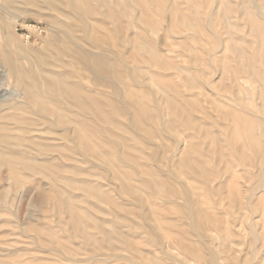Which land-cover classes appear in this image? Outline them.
Listing matches in <instances>:
<instances>
[{
  "label": "bare ground",
  "instance_id": "6f19581e",
  "mask_svg": "<svg viewBox=\"0 0 264 264\" xmlns=\"http://www.w3.org/2000/svg\"><path fill=\"white\" fill-rule=\"evenodd\" d=\"M2 1L4 3L3 4L4 8L7 6L13 7V5L16 3V2H12V0H2ZM92 1L95 2V4H92L91 3ZM151 1L147 0L146 3L144 2V4H142L141 12L140 13L135 12L134 14V10H136L138 7L137 2H135L134 0H21L19 3L20 9H18L16 6L17 10L20 11V13H25L27 7H30V8H36L37 11L41 13L44 10H48V11L50 10L51 12H54L56 14L55 16H52L50 14L47 16L48 26L47 29L45 30V33H47V35L45 36V39L42 41V43L39 44L40 46L39 52L36 50L23 48L22 46L17 44L15 36L12 35L10 31L11 22L13 21V24L17 23L13 19L15 17L11 16L12 19H10V21L2 20L0 23V30H1L0 38L2 39V43L0 45V84L5 80H7L9 81V84L11 82V85L13 86L12 89L4 91V94L0 95V147L3 148V151L0 150V168H4L14 176V181H12L14 185H18L19 183L20 179H18V177L16 176H18L20 172H24L25 174L32 176H41L47 182L52 184L54 187L53 196L55 197L53 198L56 200L57 203H59V205L60 204L63 205V210L69 216L68 223H70V226L73 228L72 230H77L78 232H80L81 237H84V241H86V243H90V239H89L90 234L86 233V231L82 227L83 222H81L79 218L80 216L78 217V215L80 214H78V212L76 211L77 210L76 204H78L79 201L78 202H75V200L66 201L64 199V195L60 193V190L57 188L59 184H61V182H64L63 181L64 174L66 175L71 173L72 175L73 173V176L79 175L82 176L83 179L85 178L86 180H91L95 178V175H93L94 172L91 170L98 168L99 170H102L103 173L105 172L106 174H108L111 166L112 169L115 170L114 172L116 176H118V178H121L122 177L121 173L119 172V170L115 165L113 166L112 162H110L109 158L105 155L104 151L101 150V147H107L110 143L117 146L118 140L120 139L126 141L129 140L135 141L137 143L136 147L125 144V147H127L126 148L127 152L129 153L125 157H127L132 161H135L137 158L146 160L148 155L147 152H145V147L142 143H140L137 140V136L140 132L139 124L140 123L146 124V126H148V129L145 127L144 128L146 129L145 135H147L146 139L148 140L149 143L154 138L161 137V139H163L169 132L167 130L169 127L168 121L166 124L165 122H163V120L161 119L162 118L160 114L161 112L160 110H158L159 109L158 106L155 107L158 109L154 111L152 110L150 111L149 109H147L148 107H146L141 100L133 96L130 86L132 83L133 84L135 83V79L133 78V76H131V72L133 74L134 72L136 73L137 71L135 69L133 71H130L129 66L127 67V65L125 64V60L127 59L131 60L129 59L131 57L128 58V53L126 50L127 48L125 49L126 52H124L123 54L119 50V47H116L114 51L109 50L112 49L111 47L115 46L116 43L118 46H119V42L120 44L125 43V45L127 47L129 45L130 46L129 48L132 50H134V48L137 47L136 50L140 53L138 58L139 64L145 63V65L147 64V66L150 65L151 67H154L155 71L158 70L164 72L168 70H173L176 73L179 72L181 74L182 84L188 90H197V92L201 94H203L204 92L207 93L211 91L218 93L217 91L219 87L217 86V83L208 81V74H207L208 69L206 68L211 67L214 70L212 74L216 73L218 75L219 80L226 79L229 81V84H226L225 86L222 85V90L220 89L225 93V95L222 94L220 95L223 96L225 99H227V101L241 107L240 108L241 110L246 109L245 106L247 104L250 105L252 101L245 102L239 96L243 95L242 91L251 92L250 94L246 93V95L249 96L254 95L256 92L258 93L257 95L260 97L258 99L259 100L262 99L260 105L261 108L264 107V8L259 7L260 3L256 4L255 0H251V3L246 0H208L209 12H207L206 20L205 22H203L202 18L200 17L201 13L196 9L195 6L190 5L189 2V6H190L189 10L187 14L184 15L183 20L175 27L170 25H166V27H164L167 33L176 32L180 34L181 37L176 36L177 37L176 39L181 40V44H186L184 40L188 37H191L193 40L195 39L197 43H201L203 45L201 49H203L205 55L204 57L202 56V58L203 59L205 58L207 67L205 66V68H202L203 66L199 65V63H197L198 65L197 67L194 65L196 67L195 71H197L198 72L197 74L199 75L198 78H200V81H198L196 78H194L190 70H186V68H174V66L168 64L166 60L164 61L162 55H160L157 52H154L151 46L145 44L143 37L141 38L131 33H129L127 36H124L123 38L119 36L121 32L120 29L121 26L117 22L118 19H124L125 20L124 24L127 27H131L133 29L137 25L136 19L140 21L143 19V16H149V14L151 15L152 13H154L155 6L152 4ZM167 1L170 2L168 8L171 9H176L177 5L180 6V4L185 2V0H183L182 3H180L182 0H167ZM235 1H237L236 9L234 7ZM165 9L166 8L163 7L161 12L160 11L157 12L161 15V18L164 16L163 12ZM219 9H221L219 13L220 17L219 14H215L216 11H218ZM234 11L235 13L239 11V16L245 18V23L248 26V31L246 34H244V36H242L241 34L242 32L240 31V29L236 28L235 24L231 22L229 19L232 13L234 15ZM58 16L68 19L69 20L68 23L61 22L59 24L57 18ZM215 16L218 17L217 21L215 20ZM96 17L102 20L101 22L102 24L105 21H111L115 26L114 27L115 30L113 31V28L112 30L105 29L101 25H99V27H95V25H92L90 23V19ZM220 21L224 26L229 27L230 25L232 27V31L228 33L225 32V35H227L225 38V44L222 42L219 36H217L214 33L212 29L216 24L220 23ZM147 25L148 24H146V26ZM150 25L151 24H149L148 26L150 27ZM156 26L157 23L152 24L153 28L149 30L151 31V33L153 32L152 34L157 33L158 30L156 29ZM195 28H199L202 32L205 31L206 33H208L206 35L207 36L210 35L209 37L210 41L204 44L203 41L197 36V34L194 33ZM187 30L193 31L192 35L183 36L184 34L183 32H186ZM139 31L141 32V30ZM186 33L188 34V32ZM237 33L241 35H238ZM121 41H123L124 43H122ZM161 41L162 40L158 38L155 42L158 48L162 46ZM84 44L89 45L92 48V50L95 51H92L89 48L85 47ZM186 46H188V44ZM64 58L66 59L65 61L68 60L69 62L68 63L65 62ZM192 63L196 64L194 60H192ZM121 70L126 73L127 76L126 78L122 77ZM137 73L139 75L142 74L139 70ZM149 77H150V82H152V77L150 75ZM241 81L242 83L240 84ZM156 82L157 80L155 81V83ZM170 85L171 84L168 83H164L161 85L164 87L165 90L162 95H159L161 96V102L165 107L164 111L170 114L173 120L178 121L179 123H181L183 127L188 128V132L191 133L186 135L183 132L180 133L179 131H174L177 136L180 135L182 138V142H177V146L175 147L171 146L173 148V152H174L173 156H174L175 154H177V152L183 153L184 151L183 148L185 146L184 142L187 140V138H194L193 136L194 135L196 136L197 134L199 135L201 130L202 131L200 133L201 134L200 136L204 139L205 138L207 139L208 137V133L206 134L205 131L202 129V126L199 123L198 118H195L189 114L188 115L185 114L184 110L188 108L187 111L190 110L192 112L193 110L194 111L193 113H198L202 115V117L204 118L209 116L205 115V113L202 112L203 108L201 106L196 105L197 108L196 109L193 106L192 101L182 96L180 92L178 93L177 91L172 90L173 87H171ZM253 85L255 87H253ZM107 89L111 90L110 91L111 96H106L102 94V92L106 93ZM226 94H228L229 96H226ZM210 102L209 104H211ZM116 104L118 105L120 104L124 112L128 113V108H131L130 110L133 111V114L127 118L126 123H120L121 116L119 115L117 109L115 108ZM153 104L156 103L153 102ZM221 106H223V104ZM260 106L258 107L259 109ZM222 108L223 107H221V109ZM262 110L264 111V108ZM28 113L31 115L28 116ZM33 114L35 115L34 116L35 118L32 116ZM227 115L231 118V122L228 125L232 127L230 136L226 135L227 137H225V139L229 140L231 143L230 144L231 149H229V151L234 157L235 153L238 152L237 151L238 147L239 146L242 147V137L247 138V147L250 151L249 153L254 154L255 159H258V161L256 160L255 161L258 162V165L260 164L259 166L260 168L259 169L257 168L258 170L256 172L258 175V181L256 183V186L254 185V189L252 190L253 192L258 191L260 194L261 191H264V145H262V143H260V141L257 140V136H255L253 132H254V127L257 124L260 125L264 124V118L259 119L258 116L255 117L252 113H249V115H245V114L242 115L241 112L238 113L235 111H231L229 107L226 106V109H224L223 111V117H226ZM42 121L47 123V125H49L48 127L54 129V131L49 130L50 131L49 132L39 127V124L37 123H41ZM100 122L107 123L111 132L101 128L99 126ZM220 127L221 125L218 126V128ZM110 136H112L113 139L109 138ZM171 138L173 139V137ZM260 138L264 139V134H261L259 136V139ZM122 140H120V142L121 145L124 147ZM227 144L229 143L227 142ZM167 145L170 146V144ZM157 150H159L160 152L161 149L158 148ZM191 150L193 151V148ZM202 151L203 150H201V153L204 154ZM114 153H115L114 159L117 162L121 163L122 165H125L132 172L133 171L135 172L134 166L126 163V159L122 155L121 150L120 151L115 150ZM154 153L156 154V152ZM161 153L162 151L160 152V154ZM176 156L178 157V155ZM198 157L200 156L198 155ZM235 158H237V155L235 156ZM56 160H60L61 162L67 160V162H71V164L62 166L64 164L59 165L55 163ZM94 160H98L100 162L97 164L93 162ZM236 161L238 160L236 159ZM209 162L210 161H208V164H210ZM84 163H89V164L88 166H86V170L82 172L79 170V167ZM169 163L170 162H168V164ZM198 163L195 160L185 158V156L182 157L181 159L180 156L176 166L178 174L180 173L181 175L184 176L185 175L195 176L196 175L195 168L202 169V167L199 166L200 163L199 164ZM209 166L211 167L212 165L210 164ZM126 167L125 169H128ZM208 171H209L208 169L202 170V172L204 173ZM214 171L216 172L215 168ZM209 174H207V176ZM217 174H219L218 176L219 179V177L222 175H220V173ZM213 175L215 174H211V179ZM85 179L84 182L80 186H78V188L77 187H73V188L75 190L77 188V191L82 190L83 193L88 195L90 198H93V200L95 199L97 202H101V203L105 202L107 204L106 202L108 201L107 194H105L102 190L98 189L100 187H96V186H93V190L90 189L88 190L87 186H90V183L85 181ZM98 179L99 180H96L97 182L101 181L100 178ZM121 180L122 181L119 186L120 189L114 186L111 180H107V183L109 186L110 185L114 186L115 191L116 192L118 191L117 193H119L120 190V192H125L126 194H130V195L132 194L131 199L135 200L137 195L134 198L133 196L135 195L133 194L137 193L138 190L133 189L129 183L125 182L126 181L125 179L123 180V177L121 178ZM212 180H216V179H212ZM204 183L207 184L206 181ZM142 184H143L142 187L149 189L151 192L153 191V189L155 190V185L151 181H146L145 183L143 182ZM161 184H163V182H161ZM67 185H71V184L69 183ZM185 186H186L185 184H181L179 186L181 189L180 191L182 192L185 199V201L182 203L183 205L180 206L181 214L183 215V219H184L183 221H186L188 225L190 224V226H192L195 234L200 238V240L203 238L202 236L206 234L205 232L210 226L211 229H213L219 234L220 226L217 229V224L215 225L209 222L208 216L203 210L204 208L198 205L199 201L196 202L198 206L196 207L195 205L196 216L194 217L192 215V212L189 207L190 205H188L190 204L189 202L190 200H192V198L191 199L189 198V194L186 191ZM165 189L167 196L171 197V199L169 198L170 200H168L166 204H176L177 201L175 199H177L178 197V192L176 191L173 192L174 190L172 191L170 189H167V187ZM220 189L223 190L222 188ZM154 192L157 194L156 191ZM192 194H194V192L191 190V195ZM217 194L220 195L218 191ZM197 195H199V192ZM218 195L216 196L218 197ZM262 195L257 198V204H264V196ZM43 196L44 195L39 196V204H41L42 207L47 201V198ZM198 197L202 198V195L201 196L199 195ZM249 198H246V200L244 199L245 202H250ZM59 200H62V202H59ZM231 201L233 202V199ZM115 206L119 207V205H115ZM251 207L249 206V211L252 214L257 212L253 207L252 208ZM61 208L62 206L60 207V209ZM57 209H53V210L55 211ZM57 211L59 213L61 210H57ZM262 213H264L263 210ZM109 216L111 217V214ZM85 217L88 220H92L91 215L87 213ZM179 218H182L181 215H179ZM254 221H251L247 226L250 230H252L253 227L255 226ZM30 227L31 226L29 225V228L26 229L30 230ZM96 228H97L96 230H98V234L102 235L105 245L103 246L98 242L94 243L92 247L93 250L100 251L103 250L105 247H107L108 250H110L112 253L115 252L117 253V251H122V248L131 250V243L127 235L118 232L119 230L111 229L112 231L107 232L103 230L102 226L100 225L97 226ZM33 230L35 231V234L36 233L40 235L44 234V236L45 234H47L46 233L47 231L45 232V230L42 229L36 230V227H33ZM72 230L69 231V234L71 236L73 235ZM112 233L116 237L115 240L116 244L112 243V236H113ZM52 234L53 233H51V235ZM51 235L47 234L49 241H51L52 243L54 236ZM183 236L186 235L183 234ZM34 239L36 241V237ZM152 241L154 242V240ZM159 242L160 241L158 240L157 244ZM201 242L203 243L202 240ZM160 244L162 243L160 242ZM178 245L179 246L177 247L178 249L176 250L177 251L176 255H181L183 256V258L181 260H178L176 259V257L174 258L173 256H171V254H169L168 252H164L163 254L165 255L167 260H173L179 262L180 264H190L192 261L194 262L193 259H196L195 261L196 264H215L216 262V260H214L215 258L214 255H213L214 258L212 257L213 259L211 257H207L209 252L205 251L208 253L207 255L202 253L200 246H197L198 252L196 249L195 251H193V253H191L188 251L187 248H185L186 245L185 246L183 244H178ZM67 251L73 252L70 251L69 249ZM116 253L115 255H113V257H116L115 259L130 260L129 257L126 256L127 257L126 258L124 257V255H117ZM68 259L75 264L80 263V260H76V259L73 260L71 258Z\"/></svg>",
  "mask_w": 264,
  "mask_h": 264
},
{
  "label": "rangeland",
  "instance_id": "374dc122",
  "mask_svg": "<svg viewBox=\"0 0 264 264\" xmlns=\"http://www.w3.org/2000/svg\"><path fill=\"white\" fill-rule=\"evenodd\" d=\"M20 1L21 0H12V2H16L13 5V7L7 6L4 8V5H3L4 3L2 0H0V23L2 20L10 21L12 17H15L13 19L17 23L13 24V21L11 22L10 31L12 35L15 36L17 44L22 46L23 48L30 49V50H36L39 52L40 50L39 44L42 43V41L45 39V36L47 35V33H45V30L47 29V26H48L47 16L49 14L52 16H55L56 14L54 12H51L50 10L49 11L44 10L41 13V12H38L36 8H30V7H27L25 13H20V11L17 10V8L20 9L19 8ZM134 1L137 2L138 7H139V8L137 7V9L135 8L136 10H134V14L135 12L140 13L142 4H144V2L146 3L147 0H134ZM246 1L251 3V0H246ZM151 2L155 6L154 13H152L151 15L149 14V16H143V19L140 21L136 19L137 25L133 29L131 27H127L124 24L125 22L124 19H118L117 22L121 26L120 27L121 32L119 36L123 38L124 36H127L129 33H131V34L137 35L138 37H141V38L143 37L145 44H148L149 46H151L154 52H157L160 55H162V57L164 58V61L166 60L168 64L173 65L174 68H186V70H190L194 78L200 81V78H198L199 75L197 74L198 72L195 71V68L198 66L197 63L203 66L202 68H205L206 66L205 58L204 59L202 58V56L204 57L205 55L203 52V49H201L203 45L201 43H197L196 40L194 39L195 40L194 41L191 37H188L184 40L186 44H181V40L176 39L177 38L176 36L181 37V35L176 32L167 33L164 27H166V25L175 27L177 24H179L183 20L184 15H186L189 10V7H190L189 2H190V5L195 6L196 9L201 13L200 17L202 18L203 22H205L207 12H209L208 10L209 1L208 0H189V1L185 0V2H183L182 0L180 3L182 2L183 3L182 4L179 3L180 6L177 5L176 9L168 8L170 2L167 0H152ZM236 2L237 1L234 2L235 9L237 7ZM255 2L256 4L260 3L259 4L260 6L258 5L260 8H264V0H255ZM91 3L95 4V2L93 1ZM163 7L166 8L167 10L166 9L164 10L163 12L164 16L161 18V15L157 12L159 11L161 12ZM220 10L221 9L216 11L215 14H219ZM219 17H220V14H219ZM57 18H58L59 24L61 22L68 23L69 21L68 19L63 18V17L58 16ZM229 19L231 22L235 24L236 28L240 29V31L242 32L241 33L242 36H244V34L247 33L248 26L245 23V18L239 16V11L237 13H235L234 11V15L232 13ZM215 20L216 21L218 20L217 16H215ZM101 22L102 20H100V18L98 19L97 17L90 19V23L92 25H95V27H99V25H101L105 29L112 30L113 28V31L115 30L114 29L115 26L111 21H105L103 24ZM145 23L148 25L151 24L150 27L148 25L147 27ZM155 23H157L156 29L158 31L156 34H152L153 32L151 33V31L149 30L153 28L152 24H155ZM30 25H36V26L38 25L42 29L41 34H38L32 31V27H30ZM227 27L224 26L222 22L220 21V23L216 24L212 28L214 33L217 36H219V38L222 40L224 44H225V38L227 36L225 35V32L228 33L232 31V27L230 25L228 28ZM139 30H141V32ZM186 32H188V34ZM186 32H183L184 33L183 36L192 35L193 31L187 30ZM194 33L197 34V36L203 41L204 44L210 41V38H209L210 35L207 36L206 34L208 33H206L205 31L202 32L199 28H195ZM237 34L241 35L239 33ZM0 37H1V30H0ZM158 38L162 40L161 41L162 46L159 48L155 44ZM121 42L124 43L123 41ZM1 43H2V39L0 38V45ZM187 44L188 46H186ZM84 45L85 47L92 50V48L89 45H86V44ZM116 47H119V50L122 52V54L126 52L127 50L128 58L131 57L129 58L131 60H128V59L125 60V64L127 65V67L129 66L130 71H133L135 69L137 72L139 70L142 73L139 75L137 72L136 73L134 72L138 76L137 77L134 73L132 74L131 72V76H133V78L135 79V83L133 84L131 82L132 84L130 86L133 96L141 100L145 104V106L148 107L147 109H149L150 111L151 110L154 111L159 108L158 110H160L161 112L160 114L162 116L161 119L163 120V122H165V124L167 123V121L169 124V127L167 129L169 132L167 135L165 134L166 136L164 137L166 139L164 138L161 139V137H158V138L152 139L150 143L146 139L147 135H145L146 134L145 128L148 129V126H146V124H141V123L139 124L140 132L137 136V140L140 143H142L145 147V152H147V155H148L146 160L137 158L135 161H132L128 159L127 157H125L126 155L129 154L127 152V149H126L127 147H125V144L136 147L137 143L135 141H131V140L126 141V140L120 139L123 141L124 147L121 145L120 140H118L117 146L110 143L107 146L108 148L101 147V150L104 151L105 155L109 158L110 162H112L113 166L115 165L117 167V169L119 170V172L121 173L123 177V180L125 179L126 180L125 182L129 183L133 189L138 190L137 193L133 194L135 195L133 196L134 198L136 197V195L137 197L135 198V200H132L131 199L132 194L130 195V194H126L125 192H120L119 186L122 181L121 180L122 177L118 178V176H116L114 172L115 170H113L111 166H110V171L108 173L110 176L106 174L105 172L104 174L102 170L95 168L94 170H91L94 172V173L92 172L93 175H95L94 179L86 180L84 178L85 181L90 183V186H87L88 190L89 189L93 190V186H96V187H100L98 189L102 190L105 194H107L108 196V201H106L107 204L105 202L103 203L97 202L95 199L93 200V198H90L88 195L83 193L82 190L77 191L78 186H80L84 182V179L82 176H79V175L73 176V173L72 175L71 173L66 174V175L64 174L63 176L64 182H61V184H59L57 188L60 190V193L64 195V199L66 201H74V200L75 202L79 201V203L76 204L77 205L76 211L80 215L78 214L77 215L78 217L80 216L79 218L81 222H83L82 227L84 228L86 233L90 234L89 236L90 243H86V241H84V237H81L80 232H78L77 230H72L73 228L70 226V223H68L69 216L63 210V205L60 204L62 206V208L60 209L61 206L54 199L55 198L53 196L54 187L52 184L47 182L41 176H32V175L25 174L24 172H20L18 176H16L18 177V179H20L19 183L18 185H14V183L12 182L14 181V176L9 171L5 170L4 168H0V264H57V263L58 264H75L72 261H70L68 258H71L73 260L74 259L80 260V263H76V264H131V263L132 264H158V263L159 264L160 263L161 264H180L179 262H176L173 260H167L165 255L163 254L164 252H168L174 258L176 257V259L181 260L183 256L176 255L177 254L176 250L178 249L177 247L179 246L178 244H183L184 246L186 245L185 248H187L188 251L191 253H193V251H195L198 248L197 246H200L202 253L207 255L208 254L207 252H209L207 257L212 258L214 255V257L216 258L215 259L213 257L214 260H216L215 264H264V230H262L264 229V223H263L264 216H262L264 215V213H262V210L264 211L263 209L264 204H257V198L261 196L262 194H264V191H261L259 194L258 191L253 192L252 190L254 189V185L256 186V183L258 181V175L256 172L260 168L259 167L260 164L258 165V162H256L258 161V159H255L254 154L249 153L250 151L247 147V138H244V137H242V147L241 146L238 147L237 149L238 152H236L233 157V155L229 151V149H231V146H230L231 143L229 140L225 139V137H227L228 135L230 136V133L232 131V127L228 125L231 122V118L228 115L226 117H223V111L224 109H226V106H228L231 111H235L238 113L241 112L242 115L244 114L249 115V113H252L255 117L258 116L259 119L264 118L263 117L264 111L262 110L264 107L261 108L260 106L262 99L261 100L258 99L260 98L257 95L258 93L255 92V94L252 95L253 96L252 97V96L246 95V93L250 94L251 92L242 91L243 95H240L239 97L245 102L247 101H250V102L252 101V102L250 105L249 104H247L246 106L244 105L246 109L241 110L240 109L241 107L227 101V99H225L223 96L220 95V94L225 95V93L221 91L222 85L225 86L226 84H229V81L226 79L219 80L218 75L216 73L212 74L214 70L211 67L208 68L206 66L207 67L206 69H208L207 71L208 81L217 83V86L219 87L217 92L219 94L216 92H212V91L207 92V93L204 92L203 94H201V93H198L197 90H188L182 84L181 74L179 72L176 73L173 70H168L164 72L158 71V70L155 71L154 67H151L150 65L147 66V64L145 65V63L139 64L138 58H139L140 53L136 50L137 47L134 48V50H132L129 48L130 47L129 45L127 47L125 43L120 44L119 42V46L116 43L115 46L111 47L112 49H109L110 47L108 49L114 51ZM191 50L193 53L191 52ZM92 51H95V50H92ZM190 56L192 59L190 58ZM65 60L66 59L64 58V61ZM192 60H194L196 64H193ZM65 62L68 63L69 61L67 60ZM121 74L123 78L127 77L126 73L122 70H121ZM149 75L152 77V82H150ZM156 80L157 82L155 83ZM159 83L160 84L161 83L171 84L170 86L173 87L172 90H175L178 93L180 92L182 96L192 101L193 106L195 108H196V105L201 106L203 108L202 112L205 113V115H208L209 117L204 118L202 117V115L198 113H193L194 112L193 110L192 112L190 110L187 111L188 108L185 109L184 111H185V114L187 115L189 114L195 118H198L199 123L202 126V129L205 131L206 134L208 133V137L206 136L208 140L200 136L201 135L200 133L202 131L201 130L199 135L197 134L196 136L195 135L193 136L194 138H187V140L184 142L185 146L183 148L184 149L183 153L180 152L181 153L180 154L179 152H177V154L173 156L174 152H173L172 147L177 146V142H182L181 136L180 135L177 136L174 131H179L180 133L183 132L186 135H188L190 132H188V128L183 127L181 123L173 120L172 116L164 111L165 107L163 103L161 102V96L159 95H162L165 90H164V87L161 86L162 84L160 85ZM241 83L242 81L240 82V84ZM253 87L255 86L253 85ZM12 88L13 86L11 85V82L9 84V81L5 80L4 82L0 84V95H3L4 91H7ZM110 91H111L110 89H107V92L106 93L102 92V94L106 96H111ZM226 96H229V95L226 94ZM152 100L156 104H153ZM209 102L211 104H209ZM222 104L223 106H221ZM115 106L114 107L117 109V112L121 116L120 123H126L127 118L133 114V111L130 110L131 108H128V113H127V112H124L120 104L119 105L116 104ZM156 106H158V108H155ZM259 106H260V109L258 108ZM221 107L223 108L221 109ZM129 112L130 113L132 112V113L130 114ZM23 114H26V113H23ZM29 115L31 114L28 113V116ZM32 116L34 117L35 115L33 114ZM37 124H39V127H41L42 129L46 131H49V130L54 131V129L48 127L49 125H47V123L43 121ZM219 125H221L220 128H218ZM99 126L103 129L110 131V128L107 123L100 122ZM141 127H142V130H141ZM263 130H264V124H261V125L257 124L254 127V132H253V134L257 136V140L260 141L262 145H264L263 144L264 139L262 138L259 139V136L261 134H264ZM170 136L173 137V139ZM109 138L113 139L112 136H110ZM227 142L229 144H227ZM167 144H170V146ZM190 147L193 148V151L191 150L192 148ZM156 148L157 149L160 148L161 149L160 152L162 151V153L160 154L159 150H157ZM0 150L3 151V148L0 147ZM115 150L116 151L121 150L122 155L126 159V163L133 165L135 168V172L134 171L132 172L128 167H126L125 165H122L121 163L117 162L114 159ZM201 150H203L202 152L204 154L201 153ZM154 152H156V154ZM176 155H178V157ZM198 155L200 157H198ZM236 155H237V158H235ZM180 156H181V159L182 157L185 156V158L195 160L197 163L199 162L200 164L199 163L198 164L199 166L202 167V169L195 168V171H196L195 176L194 175L184 176V175H181L180 173L178 174L176 166H177V161ZM236 159L238 161H236ZM207 160L210 161L209 163L212 165L211 167L209 166L210 164H208ZM64 162H61L60 160L55 161V163L59 165L64 164L62 166L71 164V162H67V160ZM93 162L98 164L100 161L94 160ZM168 162L170 163L168 164ZM88 164L89 163H84L83 165H80L79 170L82 172L85 171L86 166H88ZM124 166L128 169H125ZM214 168L216 172L214 171ZM203 169L204 170L208 169L209 171L204 173L202 172ZM217 173H220V175H222L219 177V179H218L219 174ZM207 174L209 175L207 176ZM211 174H215L213 175L212 179H216V180L211 179ZM98 178H100L101 181L97 182L96 180H99ZM107 180H111L113 182V185L119 188L118 189L119 193H117L118 191L117 192L115 191L114 186L108 185ZM146 181L153 182V184L155 185V190L153 189V191L151 192L149 189L142 187L143 185L142 183L143 182L145 183ZM205 181L207 182L208 185L204 183ZM213 181H216V182L218 181V182L216 183ZM161 182H163V184H161ZM66 183L67 184L70 183L71 185H67ZM175 184L176 185L178 184V185L176 186ZM181 184L186 185L185 189L189 194V198L190 199L192 198V200H190L189 202L190 204H188L190 205L189 207L192 212V215L194 217L196 216L195 208L199 205L204 208L202 209L207 214L209 222L215 225L217 224V229L220 226L219 234L213 229H211L210 228L211 226H210L209 227L210 229L208 228L205 232L206 234L202 236L203 238L201 237L202 238L201 240L203 241V243L201 242L200 238L195 234L192 226H190V224L188 225L186 221H183L184 219H183V215L181 214L180 206L183 205L182 203L185 201V199H184L182 192L180 191L181 189L179 186ZM170 186L172 187V189ZM73 187H77L76 190ZM166 187L167 189H170L172 191L174 190L173 192L175 191L178 192V197L177 199H175L177 201L176 204H166V202L171 199V197L167 196L166 189H165ZM201 188H204V189H201ZM220 188H222L223 190H221ZM191 190L194 192V194L192 195H191ZM154 191H156L157 194ZM217 191L218 193H220V195L217 194ZM198 192L200 196L202 195V198L198 197L199 196L197 195ZM41 195H44L43 197L47 198V201H46L47 204L45 203L43 207L41 206V204H39V196ZM216 195H218V197ZM246 198H249L250 202H245ZM180 199L183 201H181ZM232 199H233V202L231 201ZM197 201H199L198 205L196 204ZM59 202H62V200H59ZM251 204H252V207L257 211V212L254 211L255 212L254 214H252L249 211V206L251 207ZM115 205H119V207H116ZM53 209L61 210L59 212L60 214L58 213L57 210L54 211ZM86 213L91 215L93 221L86 219L85 217ZM110 214L112 218L109 216ZM212 214H215V215H212ZM179 215H181L182 218H179ZM117 218L120 220H118ZM251 221H254L255 223V226L253 227L252 230H250L247 227ZM29 225L31 226L30 230H27L26 228H29ZM99 225L102 226L103 230L107 232H110L112 230H119L118 232L124 235H127L129 237V240L131 243V250L122 248V251H117V253L116 252L115 253L117 255H124V257L127 256L130 258V260L129 259L127 260L115 259L116 257H113L115 253H112L110 250H108L107 247H105L103 250H100V251L99 250L96 251L92 249L93 244L97 242L99 244H102L103 246L105 245L102 235L98 234V230H96L97 229L96 227ZM129 226H132V227H129ZM33 227H36V230L42 229V230H45V232L47 231L46 233L48 235H51V233H53L51 236H54L53 237L54 244L53 242L51 243V241H49L47 234H45V236L44 234L42 235L37 234V233L35 234ZM70 230H72V233H73L72 236L69 234ZM182 233L186 236H183ZM112 235H113L112 243L116 244L115 242L116 237L114 236L113 233ZM35 237H36V241L34 239ZM152 240H154V242ZM158 240L162 244H160V242L157 244ZM162 247H164L165 249ZM67 248L73 252L67 251L68 250ZM197 252H198V249H197ZM193 260L194 262L192 261L190 264H196L195 263L196 259H193Z\"/></svg>",
  "mask_w": 264,
  "mask_h": 264
},
{
  "label": "built area",
  "instance_id": "2783aa9c",
  "mask_svg": "<svg viewBox=\"0 0 264 264\" xmlns=\"http://www.w3.org/2000/svg\"><path fill=\"white\" fill-rule=\"evenodd\" d=\"M30 27H32V31L38 33V34H41L42 32V29L37 25H30Z\"/></svg>",
  "mask_w": 264,
  "mask_h": 264
}]
</instances>
